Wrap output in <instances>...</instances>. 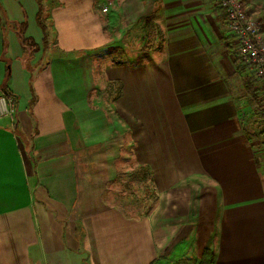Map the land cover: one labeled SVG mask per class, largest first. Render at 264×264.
Instances as JSON below:
<instances>
[{"label":"crops","instance_id":"0c3cea01","mask_svg":"<svg viewBox=\"0 0 264 264\" xmlns=\"http://www.w3.org/2000/svg\"><path fill=\"white\" fill-rule=\"evenodd\" d=\"M0 8V88L15 100L13 116L0 115V264H171L205 247L214 264H264V171L221 58L233 33H221L211 0ZM20 23L35 50L24 53ZM137 40L150 47L133 51ZM93 81L119 83L115 145L93 137L76 106ZM119 152L154 184L137 216L103 197Z\"/></svg>","mask_w":264,"mask_h":264},{"label":"rangeland","instance_id":"374dc122","mask_svg":"<svg viewBox=\"0 0 264 264\" xmlns=\"http://www.w3.org/2000/svg\"><path fill=\"white\" fill-rule=\"evenodd\" d=\"M109 1L110 0H97L100 5L108 3ZM211 2L212 11L218 8L222 13L220 14L221 20L219 30L224 34L231 33L225 13L219 6L217 0H211ZM235 4L242 14V19L249 24L250 30L253 32L254 45L250 50H254L255 54L247 58L248 55L244 51L245 46L242 38L231 34L232 36L229 37L228 40L232 46V53L230 56H222L221 58L225 63L228 60V65H230L228 72L229 76L227 78L230 86L234 89L235 97L242 102V126L252 142L259 167L264 171V114H262V111H264V72L261 71L264 69V0H235ZM134 34L138 36V30H135ZM137 42L139 47L135 44V41H132L131 49L135 52L141 50L142 47H150L149 41L147 44L144 42L141 45L139 40H137ZM120 43L117 45L118 48L123 47ZM152 44L154 43L152 42ZM252 57L254 58L252 59ZM136 58L139 57L132 55L126 57V60L134 62ZM232 59H234L235 64H233ZM89 61L86 58L85 67H87V65L89 68L91 67V61ZM237 64L242 67L241 74L232 70L234 69V65L236 66ZM244 75L254 78V86L258 92L256 101L248 98L243 93L241 77ZM93 84L95 85L94 87L81 90V95H83L85 103L76 106H80L81 111L84 113L85 120L92 126V136L94 137L97 135V137L101 138L103 141L107 143L111 141L115 145L116 143L113 141H123V131L125 128L112 102L113 95L117 94L119 91V83L105 82L102 84L101 82L93 81ZM123 155V152L117 153L116 157H118V161H120L121 164L117 162L118 167L116 174L111 176L107 182L103 197L107 203L115 204L126 213L137 216L149 208L154 202V184L148 180L149 175L144 174L143 170L125 166L123 163L125 160L123 159ZM143 177H145L144 181H142ZM191 258L198 259L196 257Z\"/></svg>","mask_w":264,"mask_h":264},{"label":"trees","instance_id":"16d2710c","mask_svg":"<svg viewBox=\"0 0 264 264\" xmlns=\"http://www.w3.org/2000/svg\"><path fill=\"white\" fill-rule=\"evenodd\" d=\"M38 1H39V5H40V0H38ZM0 11H1V8H0ZM41 12H42V8L39 7V13L37 14V20H38L39 24L41 25V27L43 28V30H45V37H46L47 30H46V27L42 21ZM0 19H1V13H0ZM14 27H15V29H16L15 31L19 37L20 43H21V45L25 51L24 53H26V49L35 50L37 48L36 44L33 42V40L30 37L24 35V32H23L24 23L15 24ZM45 41H46V38H45ZM5 47H6V39L3 37L2 49H1L2 53L5 52ZM30 54H29V56H30ZM27 59H28V56L27 57L23 56V58L21 59L25 65H27V62H28ZM6 63H7V69H6V74H5V81L9 76V66H8L9 61L6 60ZM236 70L240 74L242 73V67L239 64L236 65ZM241 83L243 86L244 94L248 98L256 101V98L258 96V92L256 90V87L254 86V78H252V76L244 75L241 77ZM2 89L4 92H8L7 88L5 86H2ZM262 114H264V111H262ZM140 170H143V173L148 175V173L145 171V169H140ZM144 180H145V177H143L142 181H144ZM173 264H214V253H213V250L211 248L205 247L202 249L201 254L198 257V259L191 258V257L181 258V259L175 261Z\"/></svg>","mask_w":264,"mask_h":264},{"label":"built area","instance_id":"2783aa9c","mask_svg":"<svg viewBox=\"0 0 264 264\" xmlns=\"http://www.w3.org/2000/svg\"><path fill=\"white\" fill-rule=\"evenodd\" d=\"M219 6L224 11L228 27L230 31L242 38L244 43V51L250 58L255 54L254 50H250L254 45L253 32L250 30V26L244 19L242 14L236 7L235 0H217ZM102 11H106L107 7H102ZM254 57H252L253 59ZM264 72V69L261 70ZM15 112V100L12 95L7 92H3L0 88V115L13 116Z\"/></svg>","mask_w":264,"mask_h":264}]
</instances>
